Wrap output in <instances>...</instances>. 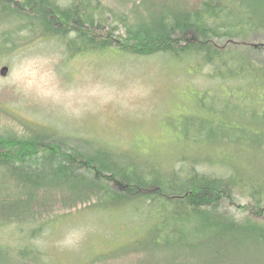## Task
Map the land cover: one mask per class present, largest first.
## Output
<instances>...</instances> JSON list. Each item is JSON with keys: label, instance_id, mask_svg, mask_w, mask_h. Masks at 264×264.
<instances>
[{"label": "rangeland", "instance_id": "rangeland-1", "mask_svg": "<svg viewBox=\"0 0 264 264\" xmlns=\"http://www.w3.org/2000/svg\"><path fill=\"white\" fill-rule=\"evenodd\" d=\"M98 1L119 15H129L141 0ZM179 1L186 7H196L200 0ZM241 1L246 4L244 13L237 2L232 1L230 5L236 13L241 12L245 18L246 12L264 20V0ZM31 19L32 15L3 17L0 12V146L17 145L29 151L27 161L39 169L45 162L52 164L68 157L88 177L85 182L92 181L95 187L83 202L62 185L58 186L59 181L55 179L53 183L48 181L54 186L37 189L31 216L24 215L16 224L1 219L7 225H0V264L215 262L212 243L192 236L189 226H178L177 231L182 233L171 234L175 228L172 220L169 232L160 235L161 248H155L151 244L155 221L145 219L143 206H139L140 210L134 205L113 210L101 208L95 197L107 189L122 194L139 190L102 169V173L94 169L93 158L79 155L87 154L92 148L68 137L84 138L125 154L124 161L135 164L145 175L160 177L163 173H178L185 167L184 161L200 174H213L216 166L198 158L214 160V153L219 150L210 147H219V144L210 145L206 140L194 143L191 139L194 131L190 132V139H184L183 131L192 117H213L200 108L204 90H214L217 84L209 77L210 67L192 64L196 63L192 59L177 61L164 55L129 57L115 50L71 56L59 42L39 39V35L24 30ZM215 42L223 45L221 40ZM249 43L253 58L264 63V30L257 31ZM3 67L9 68L6 76L1 74ZM226 88V85L221 88L218 100L214 101V91H209L208 103L217 102L220 107ZM220 117L217 114L214 118L219 122ZM46 133L53 138L42 140L41 134ZM214 172L220 174L225 170L217 166ZM257 174L253 171L248 175ZM4 181L14 182L12 177L0 180V194L5 193L1 190L5 187ZM239 193L224 197L220 209L242 221L251 217L247 211L250 201ZM155 206L150 211L153 215ZM167 234L169 238L165 239ZM21 238L29 242L25 240V245H20ZM166 240L170 242L167 247ZM17 244L27 253L18 261L12 254L15 256L17 251L11 249ZM216 246L219 245L216 243ZM213 264H264V242L259 246L239 247L236 252L232 250Z\"/></svg>", "mask_w": 264, "mask_h": 264}, {"label": "trees", "instance_id": "trees-1", "mask_svg": "<svg viewBox=\"0 0 264 264\" xmlns=\"http://www.w3.org/2000/svg\"><path fill=\"white\" fill-rule=\"evenodd\" d=\"M232 1L240 5V11L246 9L241 0H200L196 7H186L179 0H141L129 15H119L98 0H67L65 3L62 0H0L3 17L6 14L9 17L32 15L24 30L39 35V39L59 42L71 56L115 50L129 57L164 55L177 61L192 59L196 60L192 64L210 67L209 77L217 84L214 90H204L200 108L213 117H192L183 131L184 139H190V132L194 131L191 137L194 143L206 140L210 145L219 144V147H210L219 150L214 153V160L198 158L216 166L213 174H200L184 161L185 167L176 171L178 173H163L160 177L150 176L153 175L150 172L145 175L135 164L124 161L125 154L84 138L64 136L92 148L87 154L79 155L93 158L94 169L100 172L102 169L139 190L122 194L107 189L95 197L101 208L113 210L134 205L140 210L139 206H143L144 214L141 213L145 219L155 221L151 232V244L155 248H161L160 235L169 232L172 220L175 228L171 234L182 233L177 231L178 226H189L192 236L209 240L214 246L215 262L211 264L239 247L259 246L264 242V63L256 62L249 43L257 31L264 30V20L246 12L243 18L241 12L236 13L230 6ZM218 40L223 41V45L215 42ZM225 85V99L219 107L213 101ZM209 91H214L211 105L210 98L206 99ZM217 114L223 118L220 117L219 122L214 118ZM46 134H41L42 140L53 136ZM17 147L0 146V180L12 177L14 181L2 183L5 187L1 190L5 193L0 194L1 226L7 225L1 219L16 224L24 215L31 216L36 190L54 186L48 183H53L52 179L76 194L81 202L90 196L86 194L95 186L92 181L85 182L88 177L80 173L78 163L61 157L59 162L52 161L56 163H52L54 166L45 162L41 173V169L33 168L27 161L30 152ZM236 149H239L237 154ZM217 166L225 172H214ZM253 171L258 173L255 177L248 175ZM11 184L14 186L10 187ZM154 189L155 194L150 193ZM232 193L249 199L250 218L238 221L221 211L224 197ZM153 205H156L154 215L150 213ZM168 238L169 234L165 235V239ZM25 240L29 242L21 238L18 243L25 245ZM216 243L219 246L215 247ZM169 245L166 240L165 246ZM11 249L17 251L15 256L12 253L13 259L26 257L27 253L18 244Z\"/></svg>", "mask_w": 264, "mask_h": 264}, {"label": "water", "instance_id": "water-1", "mask_svg": "<svg viewBox=\"0 0 264 264\" xmlns=\"http://www.w3.org/2000/svg\"><path fill=\"white\" fill-rule=\"evenodd\" d=\"M8 71H9V68L8 67H3L2 70H1L2 76H6L7 73H8Z\"/></svg>", "mask_w": 264, "mask_h": 264}]
</instances>
